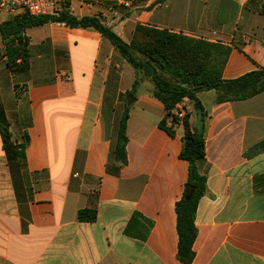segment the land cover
I'll use <instances>...</instances> for the list:
<instances>
[{
    "label": "crops",
    "instance_id": "obj_1",
    "mask_svg": "<svg viewBox=\"0 0 264 264\" xmlns=\"http://www.w3.org/2000/svg\"><path fill=\"white\" fill-rule=\"evenodd\" d=\"M68 1L72 15L101 17L126 43L143 25L229 47L224 81L264 68V17L249 0ZM24 14H0V25ZM23 37L27 69L8 66L0 39V264H185L175 210L189 173L184 128L160 127L166 111L153 84L134 91V69L95 30L48 23ZM197 97L207 193L191 264H264V92ZM126 112L121 164L114 150ZM180 112L197 125L191 102ZM81 210L97 219L80 221Z\"/></svg>",
    "mask_w": 264,
    "mask_h": 264
},
{
    "label": "trees",
    "instance_id": "obj_2",
    "mask_svg": "<svg viewBox=\"0 0 264 264\" xmlns=\"http://www.w3.org/2000/svg\"><path fill=\"white\" fill-rule=\"evenodd\" d=\"M248 8L264 17V1L256 3L255 0H249ZM48 23L99 32L134 69V91L144 80L153 84V96L164 104L166 111L160 127L171 135L174 134L175 126L184 128L180 158L188 162L189 173L183 197L177 202L175 210L179 236L178 258L185 264H191L197 237L196 213L201 199L207 193L204 139L206 113L197 96L202 92L215 91L217 103L252 99L264 92V68L235 80L224 81L223 72L231 54L229 47L143 25L136 27L131 42L126 43L101 17L79 18L72 15L68 0L54 15L34 17L24 14L0 25V39L6 46L5 57L9 67L28 68V41L23 33L28 28ZM186 101L193 104L198 116L195 127L190 124L189 113L183 118L176 115L178 106ZM128 117L126 112L120 122L118 143L114 150L116 160L121 164L127 162ZM168 120L171 121L170 128H166ZM1 130L5 140H9L11 135L8 128L4 126ZM78 219L94 222L97 213L81 210Z\"/></svg>",
    "mask_w": 264,
    "mask_h": 264
},
{
    "label": "built area",
    "instance_id": "obj_3",
    "mask_svg": "<svg viewBox=\"0 0 264 264\" xmlns=\"http://www.w3.org/2000/svg\"><path fill=\"white\" fill-rule=\"evenodd\" d=\"M64 3L65 0H0V14L22 10L29 16H50L60 11ZM126 6L129 5L126 4ZM204 40L207 41V39ZM4 59L7 60V57ZM185 115L184 112L177 114L179 118H183Z\"/></svg>",
    "mask_w": 264,
    "mask_h": 264
},
{
    "label": "water",
    "instance_id": "obj_4",
    "mask_svg": "<svg viewBox=\"0 0 264 264\" xmlns=\"http://www.w3.org/2000/svg\"><path fill=\"white\" fill-rule=\"evenodd\" d=\"M130 99H132V97L127 98V102H128L129 105L131 104V100Z\"/></svg>",
    "mask_w": 264,
    "mask_h": 264
},
{
    "label": "rangeland",
    "instance_id": "obj_5",
    "mask_svg": "<svg viewBox=\"0 0 264 264\" xmlns=\"http://www.w3.org/2000/svg\"><path fill=\"white\" fill-rule=\"evenodd\" d=\"M147 81H149V80H147ZM193 119H194V115H193Z\"/></svg>",
    "mask_w": 264,
    "mask_h": 264
}]
</instances>
